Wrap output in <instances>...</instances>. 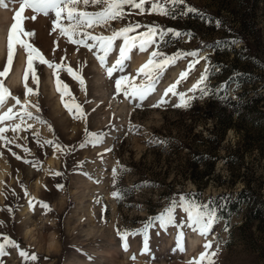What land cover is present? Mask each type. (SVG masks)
Segmentation results:
<instances>
[{"label": "rangeland", "instance_id": "rangeland-1", "mask_svg": "<svg viewBox=\"0 0 264 264\" xmlns=\"http://www.w3.org/2000/svg\"><path fill=\"white\" fill-rule=\"evenodd\" d=\"M3 3L7 7L0 6V70L7 61V31L18 10L14 0ZM189 7L197 11L188 12ZM150 8L145 4L141 13L125 6L123 19L90 31L111 35L128 24H139L137 33L146 31L147 25L185 33L180 38L165 36L149 51L158 49L171 55L196 50V44L202 42L199 56L208 57V61L200 59L187 79L177 85V92H187L210 62L212 71L207 84L216 89L215 95L195 99L188 108H177L172 105L179 102L178 96L169 94L168 105L149 107L179 79V73L192 59L189 57L166 68L156 92L144 107L134 110L137 101L113 98L114 80L106 75L92 52L71 44L59 35V30L51 31L52 14L45 17L30 9L21 14L22 18L28 17L22 19V26L35 33L26 38L28 42L38 47L45 59L81 69L85 86L82 89L66 71L58 70L57 75L71 93L62 98L53 70L33 62L40 82L36 85L29 74L28 86L37 94L28 98L38 102L39 111L31 107L29 111L46 123L28 119L32 128L17 133L9 129L5 133L15 138V144L4 146L0 142V244L4 245L0 264H186L204 251L206 240L213 242L209 251L219 249L215 264H264V214L257 218L247 214L249 206L264 207V0H185V4L172 8L173 16L150 12ZM86 10L99 9L89 6ZM33 15L35 20L31 19ZM118 54L114 50L110 62ZM146 60L147 53L133 49L124 72L113 73V78L135 75ZM17 65L20 71L14 81L12 74ZM25 68L26 54L17 45L12 70L0 80L22 101L26 92ZM73 102L82 105L89 130L104 133L103 143L85 142V121L74 118L65 107ZM14 104L9 98L0 113ZM19 108L16 105L13 111ZM129 120L140 126L138 130L129 131ZM18 122L5 120L0 127ZM205 136L212 140H204ZM153 137L167 143H146ZM45 139H56L68 151L44 145ZM186 144L203 152L204 159L215 154L213 166L209 167L206 159L205 164L192 165ZM25 147L30 152H24ZM107 148L112 151L106 152ZM13 152L21 159H16ZM25 159L37 166L24 163ZM117 161L129 171L119 173L118 169L117 184L113 186L112 169ZM211 167L213 172L208 173ZM55 171L62 175H52ZM57 184L63 188L58 189ZM118 189L123 190L122 200L111 196ZM222 192L225 195L217 197ZM179 194H189V200L218 209L221 219L212 232L205 238L187 227L168 226L165 230L159 220H153L146 232L127 237L129 247L125 251L116 230L145 228L149 219L162 213L170 199ZM230 200H236L235 204L229 205ZM29 201L34 208L29 207ZM40 201L46 202L51 211H45ZM186 215L176 209L178 226ZM178 231L185 234L184 252L174 250ZM145 236L149 251L142 254ZM9 239L15 244L7 243ZM22 252L27 255L22 256ZM33 253L38 257L36 261L29 259Z\"/></svg>", "mask_w": 264, "mask_h": 264}, {"label": "snow or ice", "instance_id": "snow-or-ice-1", "mask_svg": "<svg viewBox=\"0 0 264 264\" xmlns=\"http://www.w3.org/2000/svg\"><path fill=\"white\" fill-rule=\"evenodd\" d=\"M18 4V10L15 11V22L11 24L7 31L6 46H7V61L0 70V77H6L12 70L14 49L15 46H19L23 53L26 54V68L24 70L23 79L25 83L23 87L26 89L24 93L23 101L16 96H13L7 87L4 86L3 80H0V108L7 103L8 99L11 98L15 101L12 107H9L7 111L0 113V123L5 120L15 121L19 120L18 123H12L7 127H0V142L4 146H9L15 144V138H9L5 133L11 129L13 133L20 132L25 128H32V124H28V119H34L40 121L41 123H46L41 120V117L37 114L34 115L32 111H29V107L35 108L37 113L39 111V104L33 103L28 96L37 94L33 87H29L27 80L29 74H31V80L38 85L40 78L37 76L36 68L33 66L34 61H39L41 65H47L48 68L53 70V74L56 75V87L57 90L63 95H71L69 86L64 83L57 75L58 70H64L71 76L74 80L78 81L81 88L85 86L84 77L80 74L81 69L74 70L72 67L66 65L63 62L55 63L50 60L45 59L41 50L35 47L32 43H29L26 39L27 37L33 36L35 33L33 31H26L22 26V19H27L28 17L21 16L26 9L32 10L33 13L43 14L48 17L52 14L51 19L52 32H57L59 30V35L66 37L71 44L82 45L84 48L88 49L92 54L98 59L100 66L105 69L106 75L114 80V94L113 98L116 96H122L124 100L137 101L133 105V109H138L144 107V102L149 99L150 95L156 92V84L160 81L166 68L170 65L176 64L179 60H188L187 69L179 73V79L174 83L170 84L160 95L154 103L149 105L151 108H161L168 105L169 100L166 99L169 94L172 96H178L179 102L173 104V107L177 108H188L191 102L195 99H203L209 95H215L216 89L207 84V80L211 75V65L210 62L206 63L204 71L201 73L199 79L192 85L187 92H177V85L183 80L187 79L189 72L192 71L200 59L208 61V57H200L199 49L190 51H177L174 54L168 55L160 50H151L154 45H156L157 40L163 41L165 36H174L180 38L185 33L175 30V29H164L157 25H147L144 26L147 30L142 32H136L137 28H140L139 24H128L127 26L121 27L119 30H113L111 35L104 34H93L90 29L96 26H108L110 21H115L117 19H123L124 17V7L129 6L133 9H139L141 13L145 11V4H150V12L162 14L165 16H173L174 13L172 8L178 4H185V0H14ZM83 5V9L80 7ZM0 6L7 7V4L0 0ZM89 6H96L99 10L88 11L86 10ZM188 12L197 11L195 8H187ZM32 20L36 19V16H31ZM190 35V34H188ZM118 39H122V43H117ZM91 41L92 43H89ZM141 53H147V60L142 63L136 70L135 75H119L113 78V73L119 71L124 72L126 67L125 61L130 59V53L133 49H137ZM118 50V57L114 62H110V54ZM82 67V66H81ZM137 77L140 79L137 80ZM211 87V90H210ZM188 93H192L189 95ZM16 105H19V111L14 112L13 109ZM65 107L70 113L73 114L74 118L81 119L85 121L84 129V140L86 143L91 145H99L104 141L103 132L90 131L87 127V114L85 113L82 105L73 102L71 106L67 103ZM131 115V113L129 114ZM130 129L129 131L134 132L138 130L140 126L132 124L129 120ZM51 125H48L51 131ZM34 135H39V133H34ZM127 135V133H125ZM149 144H166V140H160L158 137H153L152 139L146 141ZM44 145H51L56 151L64 152L68 149L62 146L56 139H45L43 141ZM84 144H81L83 147ZM19 148L21 145L16 144ZM9 151L11 149L9 148ZM106 152L112 151L111 148L105 149ZM24 152H30V150L25 147ZM16 156V159H21L16 153H12ZM26 164H33L32 161L27 159L24 160ZM119 173L129 171L125 166L121 165L119 161L116 162V167L112 169L113 186L117 184ZM54 176L62 175L61 172H52ZM58 189H62L63 185L57 184ZM27 194V193H26ZM189 194H179L170 199L168 205L164 208L163 212L157 217L149 219L148 224L143 229L129 230L120 229L116 230L117 236L121 239L122 248L127 251L128 243L127 237L136 235L138 233L146 232V228L152 226L153 220H159L160 226L167 229L168 226H175L179 228L187 227L191 229L193 233H196L202 237H207L211 232L216 223L221 219L218 214V209L211 207L208 203H202L195 200H189L187 198ZM113 198L117 200L123 199V190L118 189L111 193ZM40 206L45 211H51L50 206L44 202L40 201ZM97 203L101 201L97 200ZM29 207L34 208L35 205L29 201ZM177 208L182 209L187 215L186 218L178 226L176 224L175 211ZM102 211L104 209L102 208ZM0 223H3L0 221ZM227 230V229H225ZM184 232L178 231L176 235V249L184 252L186 249L184 247ZM7 243L15 244L13 240H7ZM213 242L206 240L203 244L204 251L199 253L198 257H193L189 259L186 264H215V257L219 249L216 251H209L212 248ZM4 245L0 244V254H3ZM149 251L147 246V237L145 236L144 247L141 249V253H147ZM21 255H27V253H21ZM135 258V257H133ZM29 259L36 261L38 259L36 254H31Z\"/></svg>", "mask_w": 264, "mask_h": 264}, {"label": "trees", "instance_id": "trees-1", "mask_svg": "<svg viewBox=\"0 0 264 264\" xmlns=\"http://www.w3.org/2000/svg\"><path fill=\"white\" fill-rule=\"evenodd\" d=\"M196 45H198V49H200V48H202L203 47V43L201 42V43H198V44H196ZM230 101V100H229ZM231 104H233V102L231 101L230 102ZM204 138V140H206V141H210V140H212V137H209V136H205V137H203ZM187 145V144H186ZM186 147V149H187V154H188V156H187V158H189L190 157V159H191V162H192V165H197L199 162H202V163H206L205 162V159L209 162V167L210 166H213V163H214V158H215V154H212L211 156H210V158L209 159H207V158H205L204 159V153L203 152H196V151H194V149H192L190 146H185ZM194 152H196V153H194ZM199 153H202V154H199ZM206 154V153H205ZM208 167V168H209ZM206 170H208V169H206ZM205 171V170H204ZM212 173L213 171H212V167L210 168V170H209V172L208 173ZM207 175V174H206ZM221 195H225V193H220L219 195H217V197L219 196H221ZM226 195H227V193H226ZM235 202H236V200H230V201H228L227 203L229 204V205H233V204H235ZM250 208H248V210H247V214H251L252 215V217H254V218H257V217H259V215L261 214V213H263L264 214V207L262 206V205H260V204H257V205H254V206H249Z\"/></svg>", "mask_w": 264, "mask_h": 264}, {"label": "bare ground", "instance_id": "bare-ground-1", "mask_svg": "<svg viewBox=\"0 0 264 264\" xmlns=\"http://www.w3.org/2000/svg\"><path fill=\"white\" fill-rule=\"evenodd\" d=\"M2 32H1V27H0V48H1V44H2ZM20 64V63H19ZM19 71H20V65H17L16 68L14 69V72L12 74V80H17L18 79V75H19ZM13 82V81H12Z\"/></svg>", "mask_w": 264, "mask_h": 264}]
</instances>
